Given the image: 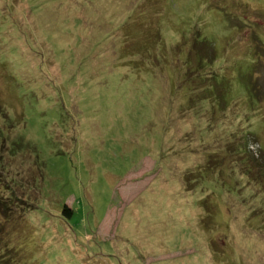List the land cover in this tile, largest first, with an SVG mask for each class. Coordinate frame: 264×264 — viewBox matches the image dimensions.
Masks as SVG:
<instances>
[{"label":"rangeland","instance_id":"374dc122","mask_svg":"<svg viewBox=\"0 0 264 264\" xmlns=\"http://www.w3.org/2000/svg\"><path fill=\"white\" fill-rule=\"evenodd\" d=\"M0 208L12 264H264V0H0Z\"/></svg>","mask_w":264,"mask_h":264},{"label":"trees","instance_id":"16d2710c","mask_svg":"<svg viewBox=\"0 0 264 264\" xmlns=\"http://www.w3.org/2000/svg\"><path fill=\"white\" fill-rule=\"evenodd\" d=\"M196 88H198V87H196ZM195 88V85L193 86V90H197ZM194 93H196V91H194L191 95H193ZM205 98V100L203 101V106H201V107H198L197 105L198 104H195L194 102H192L191 101V107L190 108H194L193 109V111H194V113H195V115L196 116H199L201 113H203V112H206V111H208V109H209V107H210V103L206 100V98H208V95L207 94H205V93H201L199 96H198V99L199 98ZM223 111H221L220 112V117L222 118L223 117ZM225 120H221V122H222V124H223V122H224ZM229 127L228 126H221L220 128H219V130L220 129H224V131H225V134H224V136L226 137V134L228 133V131H229V129H228ZM206 134H211V132L210 133H206ZM205 134V135H206ZM204 135V136H205ZM212 135V134H211ZM230 151L231 152H241L240 151V149H235L234 147H232L231 146V149L230 150H228L227 151V153H230ZM224 157H225V159L227 158V154H223V155H221V156H219V158L217 159V161H219V160H223L224 161ZM214 164V163H213ZM6 170H9L8 168L6 169ZM15 177H16V175H15ZM14 176H11V181H14V182H16V180H17V178H15ZM24 178V182H26L29 178L28 177H23ZM11 181H9V182H7V183H2L3 185V189H6V190H8L9 192H10V194L13 196V197H19V195L13 190V187L10 185V183H11ZM18 184H19V178H18ZM6 184V185H5ZM25 184V183H24ZM5 191V190H4ZM2 197V196H1ZM11 197V196H10ZM3 199H5L4 201H7L8 200V198L7 197H2ZM2 204V203H1ZM10 204L11 203H9V204H7L6 205V208H8L9 206H10ZM18 207V206H17ZM0 209H3V208H0ZM14 210H15V213H16V208L14 207L13 208ZM62 215H65L66 217H69V216H71L72 215V210L69 208V207H67V206H64L63 208H62ZM21 216H22V214H21ZM5 221H6V223H5V226L8 228V229H10V227L12 226V225H14L15 227H16V220L12 223V217L10 218L9 216H8V218H5ZM5 221H3V222H5ZM7 239H8V241H7ZM7 239H5V241H7L6 243H2V246H4L3 247V252L2 253H0V255H1V257H0V260H3L5 263H6V261L8 262V259H9V263H7V264H12L11 262H10V258L13 256L12 255V253H13V249L11 248L12 247V245L10 244V243H12V238L10 239L9 237L7 238ZM9 252V253H8ZM12 252V253H11ZM5 253H8V259H4V254Z\"/></svg>","mask_w":264,"mask_h":264}]
</instances>
